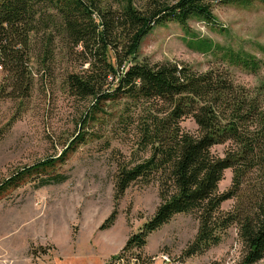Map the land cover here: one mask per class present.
<instances>
[{
	"label": "trees",
	"instance_id": "obj_1",
	"mask_svg": "<svg viewBox=\"0 0 264 264\" xmlns=\"http://www.w3.org/2000/svg\"><path fill=\"white\" fill-rule=\"evenodd\" d=\"M234 1L0 0V66L10 79L8 95H30L32 35L53 27L85 66L68 72L64 79L71 95L91 100V114L82 118L85 124L104 112L108 101L125 97L145 107L136 142L141 155L129 163H118L113 196L118 202L133 183L158 182L161 202L153 216L104 264H150L152 257L145 252L149 235L178 214H194L199 222L184 256L205 253L237 225L244 245L237 264H264L262 91L241 85L224 69L198 71L188 62H151L140 60L138 54L143 36L158 23L177 21L186 26L193 17L211 21L216 3ZM250 1L239 0L241 4ZM52 40L50 33L42 47L49 59L54 57ZM204 40L207 47L202 52L207 53L213 45ZM230 57L258 67L252 55L242 58L232 53ZM186 118L197 124L195 132L182 125ZM90 133L82 131L64 144L59 155L26 165L3 179L0 198L36 174H45L42 185L64 181L65 174L52 171L79 144L94 138ZM220 144L228 145L223 154L214 150ZM228 169L233 170L232 186L220 191ZM252 174L258 175L255 187L250 185L243 203L242 190ZM233 198L238 199L235 207L224 210L222 204ZM117 215L115 209L101 228L111 227Z\"/></svg>",
	"mask_w": 264,
	"mask_h": 264
},
{
	"label": "rangeland",
	"instance_id": "obj_2",
	"mask_svg": "<svg viewBox=\"0 0 264 264\" xmlns=\"http://www.w3.org/2000/svg\"><path fill=\"white\" fill-rule=\"evenodd\" d=\"M212 9L211 21L193 17L186 26L177 21L155 25L141 40L139 59L184 61L198 71L224 69L236 82L264 95V2L237 0L216 3ZM50 33L54 57L43 61L47 57L42 47ZM64 39L53 27L32 35L34 78L28 97L8 95L10 79L0 66V182L26 165L59 155L64 144L82 131L95 135L52 171L65 174L64 181L42 185L45 174H36L0 198V264H104L161 202L158 182L133 183L120 201L115 200L118 163L141 155L136 142L145 107L125 97L108 101L105 111L85 124L82 118L91 114V100L71 95L64 80L68 72L85 66ZM204 39L213 45L207 53L202 52L207 47ZM232 53L254 56L258 67L232 60ZM182 125L197 130L192 118ZM227 147L220 144L214 150L223 154ZM232 177L233 170L228 169L220 191L232 186ZM249 177L240 201L249 195L250 185L255 187L258 175ZM237 201L227 200L222 208L231 210ZM115 209L116 222L101 228ZM170 220L148 237L145 252L152 257L150 264H237L240 260L244 245L237 225L226 230L220 244L186 257L183 252L198 231V219L194 214H178Z\"/></svg>",
	"mask_w": 264,
	"mask_h": 264
}]
</instances>
